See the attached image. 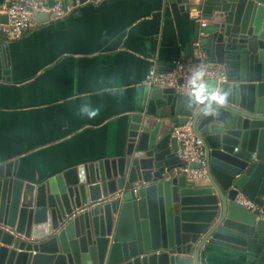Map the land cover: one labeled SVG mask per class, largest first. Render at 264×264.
<instances>
[{
	"label": "water",
	"instance_id": "1",
	"mask_svg": "<svg viewBox=\"0 0 264 264\" xmlns=\"http://www.w3.org/2000/svg\"><path fill=\"white\" fill-rule=\"evenodd\" d=\"M168 2L207 22L201 48L226 72L219 86L207 81L229 93L226 104L204 116L173 88L150 89L111 157L35 183L18 177L17 160L0 163V264H200L214 248L264 264V221L236 203L242 195L264 208V3ZM10 73L8 44L0 42V82ZM186 124L205 149L204 164L189 166L205 169L197 182L174 174L184 164L171 132ZM117 192L123 197L95 205Z\"/></svg>",
	"mask_w": 264,
	"mask_h": 264
},
{
	"label": "crops",
	"instance_id": "2",
	"mask_svg": "<svg viewBox=\"0 0 264 264\" xmlns=\"http://www.w3.org/2000/svg\"><path fill=\"white\" fill-rule=\"evenodd\" d=\"M193 15L168 0H101L19 40L0 36L11 59V81L0 82V163L17 160L18 177L35 183L119 152L147 102L148 73L192 58L200 31ZM85 103L99 108L94 118L78 115ZM200 264L248 260L214 248Z\"/></svg>",
	"mask_w": 264,
	"mask_h": 264
},
{
	"label": "built area",
	"instance_id": "3",
	"mask_svg": "<svg viewBox=\"0 0 264 264\" xmlns=\"http://www.w3.org/2000/svg\"><path fill=\"white\" fill-rule=\"evenodd\" d=\"M100 1L95 0L91 3L98 4ZM80 6L59 1L53 6H49L45 0H5L0 5V17L6 18L5 22L0 21V36L9 41L19 40L38 25L35 20L36 15L46 14L49 17V22H59L73 15ZM200 16L193 15L200 25V31L192 58L176 62L172 70L167 73L151 70L145 79L146 87L149 89L173 88L176 95L186 98L188 92L185 81L191 69L197 65H202L205 68L206 80H215L218 82V86L226 81L224 66L208 62L201 48L199 41L203 36L202 29L207 26V22L201 20L202 16L201 18ZM171 135L177 140V157L184 164L183 167L175 170L174 174L184 175L191 182L203 180L205 178L204 168L191 169L189 167L191 163L204 164L205 149L202 140L192 130L190 124L174 127ZM122 197L123 193L117 192L100 200L95 205L111 203ZM236 203L248 211L257 212V219L264 221V208L258 207L253 201L242 195L236 198Z\"/></svg>",
	"mask_w": 264,
	"mask_h": 264
},
{
	"label": "clouds",
	"instance_id": "4",
	"mask_svg": "<svg viewBox=\"0 0 264 264\" xmlns=\"http://www.w3.org/2000/svg\"><path fill=\"white\" fill-rule=\"evenodd\" d=\"M206 70L202 65H197L191 69L185 81L188 95L186 97L189 104L199 108V113L204 116H215L222 108L229 97V93L221 87L214 86L205 79ZM104 91H108L105 89ZM99 112V108H94L85 103L79 106L78 115L91 119Z\"/></svg>",
	"mask_w": 264,
	"mask_h": 264
}]
</instances>
